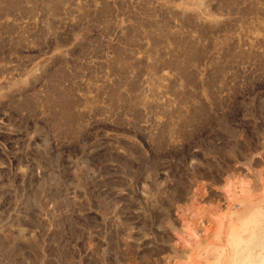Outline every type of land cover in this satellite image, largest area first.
<instances>
[{
    "label": "rangeland",
    "instance_id": "374dc122",
    "mask_svg": "<svg viewBox=\"0 0 264 264\" xmlns=\"http://www.w3.org/2000/svg\"><path fill=\"white\" fill-rule=\"evenodd\" d=\"M263 217L264 0H0V264H224Z\"/></svg>",
    "mask_w": 264,
    "mask_h": 264
},
{
    "label": "bare ground",
    "instance_id": "6f19581e",
    "mask_svg": "<svg viewBox=\"0 0 264 264\" xmlns=\"http://www.w3.org/2000/svg\"><path fill=\"white\" fill-rule=\"evenodd\" d=\"M250 201V200H249ZM263 201V200H262ZM262 201H260V203L262 202ZM246 203H248V201L246 202ZM259 203V202H258ZM257 204V203H256ZM249 206V205H248ZM253 207V206H252ZM250 208V207H249ZM247 209H248V207H247ZM247 211V210H246ZM250 210H248V212H249ZM234 212H232V214H233ZM238 213V212H237ZM237 213H236V215H237ZM231 214V215H232ZM237 216H239V214L237 215ZM236 216V217H237ZM259 216V215H258ZM231 217V216H230ZM214 218V217H213ZM223 219H225V218H223ZM232 219V218H231ZM236 219V218H235ZM251 219H253V218H251ZM258 219V218H257ZM234 220V219H233ZM262 220V219H261ZM244 221V220H243ZM263 221H264V217H263ZM256 222V221H255ZM261 222V221H260ZM251 223V222H250ZM250 225V224H249ZM255 225V224H254ZM245 226V225H244ZM247 226V225H246ZM257 226V227H256ZM256 226H253V225H251L250 227H249V230L251 229V236H250V239H244L243 240V242L241 241V242H236V240H233L232 238H229L228 239V237H227V243H228V245H229V247H230V250H231V253H230V256H226V258H225V260H224V264H239L238 262H239V258H240V256H241V253H242V251H244V248L248 245V244H250V243H253L254 242V240L255 239H258V235L259 234H261V233H259V234H257V232H258V229H259V231L260 230H263L264 231V224L262 225L261 223H258ZM221 228H222V226H221ZM258 228V229H257ZM233 228H231V230H232ZM245 229V228H244ZM220 230V229H219ZM211 231V230H210ZM245 231H246V229H245ZM244 231V232H245ZM231 232V231H230ZM233 232H234V230H233ZM250 232V231H249ZM195 233V232H194ZM216 233V232H215ZM246 233V232H245ZM197 234V233H196ZM217 234H220L219 232H217ZM199 235V234H198ZM198 235H196L197 237H198ZM217 236V235H216ZM238 237H239V235H237ZM244 236H245V234H244ZM247 236H249V234L247 235ZM218 237V236H217ZM240 237H242V235L240 236ZM215 238V237H214ZM220 238L223 240V236L220 234ZM220 238H219V241H220ZM240 239V238H239ZM241 239H243V238H241ZM200 241H202V239H200L198 242L201 244V242ZM259 243V242H258ZM264 243V242H263ZM205 244V243H204ZM214 245H215V243H213ZM198 245V244H197ZM208 245V244H207ZM219 245V244H218ZM201 246V245H200ZM221 246V245H220ZM260 246V245H259ZM208 247V246H207ZM219 247V246H218ZM218 247H216V248H218ZM222 248H223V250L225 251H227L228 250V247L226 246V244H225V246H221ZM220 247V248H221ZM200 248V247H199ZM213 248V247H212ZM211 249V248H210ZM191 250V249H190ZM198 250V249H197ZM212 250V249H211ZM229 250V251H230ZM250 250V249H249ZM248 250V251H249ZM254 250V249H253ZM213 251V250H212ZM263 251V250H262ZM188 252V251H187ZM206 252H207V248H206ZM205 252V253H206ZM253 252V251H252ZM220 253V252H219ZM218 253V254H219ZM250 253H251V251H250ZM221 254H222V252H221ZM252 254V253H251ZM254 254H256V253H254ZM254 254H253V256H254ZM261 254V253H260ZM202 255V254H201ZM200 255V256H201ZM204 255V254H203ZM248 255V254H247ZM256 255H259V252H257V254ZM256 255H255V257H256ZM198 256V255H197ZM210 257V256H209ZM219 257H221V255L219 256ZM255 257H254V259H255ZM211 258V257H210ZM250 258V257H249ZM215 259V258H214ZM220 259V258H219ZM247 259V258H246ZM251 259V258H250ZM260 259V258H259ZM257 259H255V261H256ZM201 261V260H200ZM221 261V260H220ZM247 261H248V259H247ZM246 260L244 261V260H242L241 261V263L242 262H244V264H264V254L262 253V259L261 260H257L256 262H252V263H248ZM252 261V260H251ZM189 262H191V261H189ZM192 263H194V261L192 262ZM201 263H202V261H201ZM240 263V264H241Z\"/></svg>",
    "mask_w": 264,
    "mask_h": 264
}]
</instances>
